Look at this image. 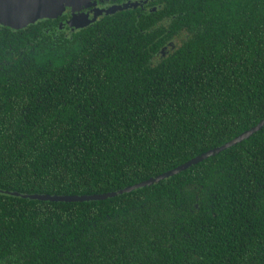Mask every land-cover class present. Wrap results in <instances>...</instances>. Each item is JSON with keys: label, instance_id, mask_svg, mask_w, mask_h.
I'll return each mask as SVG.
<instances>
[{"label": "trees", "instance_id": "1", "mask_svg": "<svg viewBox=\"0 0 264 264\" xmlns=\"http://www.w3.org/2000/svg\"><path fill=\"white\" fill-rule=\"evenodd\" d=\"M122 13L69 34L0 24V190H119L264 118V0ZM0 261L264 264V126L111 198L0 192Z\"/></svg>", "mask_w": 264, "mask_h": 264}, {"label": "water", "instance_id": "2", "mask_svg": "<svg viewBox=\"0 0 264 264\" xmlns=\"http://www.w3.org/2000/svg\"><path fill=\"white\" fill-rule=\"evenodd\" d=\"M85 0H0V23L12 27L14 29H21L27 25L36 22L42 18H56L62 15L68 8L75 9L79 8L82 2ZM121 8V7H120ZM117 8H110L107 12L115 11ZM84 25V24H82ZM264 126V118L255 126L242 132L235 138L227 141L226 143L212 148L200 155H197L185 163L168 170L156 177H151L147 180L128 185L119 190L95 193V194H47V193H21L20 191L11 190H0L1 193H6L14 196H21L23 198L40 199L49 201H90V200H103L111 198L125 192H131L135 189L152 185L159 182L162 179L168 178L176 173H179L193 164H196L209 156L215 155L220 151L229 148L238 142L250 137L253 133L261 130Z\"/></svg>", "mask_w": 264, "mask_h": 264}, {"label": "flooded vegetation", "instance_id": "3", "mask_svg": "<svg viewBox=\"0 0 264 264\" xmlns=\"http://www.w3.org/2000/svg\"><path fill=\"white\" fill-rule=\"evenodd\" d=\"M163 1L164 0H85L81 3L79 8L75 9V11L71 8H68L62 15L56 18H42L38 19L37 21L46 20L48 21L47 24H49L50 26H52L53 24H51L48 19L56 21V31H63L65 32V34H69L76 29L92 25L96 22H100L104 20V18L108 15H114L119 12H123V15L125 14L126 10H139L141 13L145 12L148 9L150 11L157 10L158 6L162 5ZM110 8L117 9L112 12H107V10H109ZM14 31H16V29H14ZM0 264H2L1 261Z\"/></svg>", "mask_w": 264, "mask_h": 264}]
</instances>
